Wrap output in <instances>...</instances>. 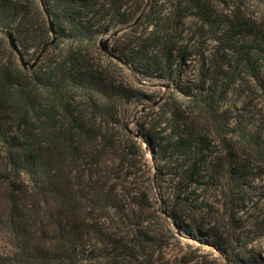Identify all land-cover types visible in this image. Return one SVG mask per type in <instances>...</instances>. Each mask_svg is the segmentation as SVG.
<instances>
[{
    "label": "rangeland",
    "instance_id": "374dc122",
    "mask_svg": "<svg viewBox=\"0 0 264 264\" xmlns=\"http://www.w3.org/2000/svg\"><path fill=\"white\" fill-rule=\"evenodd\" d=\"M33 1L32 30L16 43L26 67L38 70L59 58L72 39L50 33ZM196 1L158 0L155 6L156 0H87L80 8L79 19L89 20L92 32V38L84 34L77 42L84 65L101 72L103 84L119 95L107 101L105 112L94 108V95L77 92L69 101L75 116L99 131L94 133H100L103 152L97 164L88 156L74 159L73 173L84 169V183L92 180L90 174L97 177L111 205L87 204L90 226L83 230L78 264L264 259V5L199 0L201 16ZM44 6L51 20L63 11L53 0H44ZM152 10L161 20L163 55L169 48L171 56L169 69L162 59L150 72L138 68L145 59H131L129 43L153 27ZM68 24L67 18L61 22L70 33ZM227 39L233 47L225 46ZM0 64L22 69L3 34ZM156 137L162 145L169 139L176 143L159 157ZM1 158L0 149V163ZM1 191L0 255H9L15 248Z\"/></svg>",
    "mask_w": 264,
    "mask_h": 264
},
{
    "label": "trees",
    "instance_id": "16d2710c",
    "mask_svg": "<svg viewBox=\"0 0 264 264\" xmlns=\"http://www.w3.org/2000/svg\"><path fill=\"white\" fill-rule=\"evenodd\" d=\"M53 1L63 9L60 16L55 14L52 18L56 38L70 37L72 44L58 54L59 58L38 70H33L34 64L31 67L20 65L22 69L0 64V149L3 163L0 184H4L0 185V191L3 189L6 206L4 222L15 248L9 255H0V264H78L77 249L83 230L90 226L87 204L98 205L102 200L106 202L104 206H111L103 196L104 186L97 183V177L91 178L90 174L92 180L87 179L84 183V169L73 173L74 159L88 156L97 164L103 152L98 149L100 133H94L99 131L90 130L79 115L75 116L69 101L77 92L91 98L94 95V108L105 112L110 110L107 101L119 93L114 88L110 91L103 84L101 72L84 65L77 42L84 34H90L88 37L92 38L89 20L79 19L80 8L87 0ZM257 1L264 5V0ZM33 3V0H0V34L11 35L15 41L27 36L32 30L28 16ZM38 3L41 6L40 0ZM195 6L197 14L203 16L199 0ZM35 8L37 10V6ZM152 14L149 21L153 27L129 43L132 46L131 59H145L142 63L145 66L138 68L145 70L150 67V72L162 59L169 69L171 56L169 48L163 55L161 20L155 10ZM66 18L70 33L61 26ZM224 44L228 48L234 46L232 39H227ZM143 74L147 76L145 71ZM252 76L259 81L254 70ZM97 98L103 101L97 103ZM56 112L62 116L61 119H55L58 116ZM157 139L160 138L156 137L155 143L159 157L176 143L169 139L162 145ZM189 174L191 176L192 172ZM228 204V217L233 220L234 202L229 201ZM1 213H4L2 206L0 223H3ZM252 262L264 264V259L253 255Z\"/></svg>",
    "mask_w": 264,
    "mask_h": 264
},
{
    "label": "water",
    "instance_id": "95a60500",
    "mask_svg": "<svg viewBox=\"0 0 264 264\" xmlns=\"http://www.w3.org/2000/svg\"><path fill=\"white\" fill-rule=\"evenodd\" d=\"M40 4H41V6H42V11H43V13H44V15H45V17H46L47 23H48V29H49V32H50V33H54V27H53V24H52V20H51V18H50V15H49L47 9H46L45 6H44V3L42 2V0H40ZM7 40H8V43H9L11 49H12V50L14 51V53L17 55V57H18V59H19V63H20V65H21L22 67H26L27 65H30V64H28V63H26V62L24 61L23 54H22V52L20 51V49H19V47H18V45H17L15 39H14L11 35H8V36H7ZM106 42H107L106 39H104V40L101 42V48L104 49V50L107 49V47H106ZM112 54H113V53H112ZM113 55H114V54H113ZM113 55H112V56H113Z\"/></svg>",
    "mask_w": 264,
    "mask_h": 264
}]
</instances>
